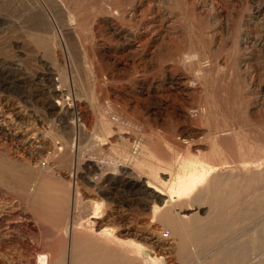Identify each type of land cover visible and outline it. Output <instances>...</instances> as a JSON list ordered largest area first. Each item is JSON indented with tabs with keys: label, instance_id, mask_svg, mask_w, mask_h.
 <instances>
[{
	"label": "rangeland",
	"instance_id": "obj_1",
	"mask_svg": "<svg viewBox=\"0 0 264 264\" xmlns=\"http://www.w3.org/2000/svg\"><path fill=\"white\" fill-rule=\"evenodd\" d=\"M1 171L0 264H264V0H0Z\"/></svg>",
	"mask_w": 264,
	"mask_h": 264
},
{
	"label": "bare ground",
	"instance_id": "obj_2",
	"mask_svg": "<svg viewBox=\"0 0 264 264\" xmlns=\"http://www.w3.org/2000/svg\"><path fill=\"white\" fill-rule=\"evenodd\" d=\"M1 172H0V182L2 183V182H4V180H6V177H5L6 174H3L4 171L2 173ZM11 177H13V176H11ZM202 178H203V174H200V175L198 174L196 176L194 174V175H190V177L188 178V180L185 178L186 179L185 181H180L179 182L178 191L176 190L175 191L176 193L174 192L176 194V196L174 195L175 198H177V200H179L182 197L189 195V193L191 192V190L194 187H196L198 183H200L202 181ZM25 182H27L26 179L21 180L20 183H18L19 189L24 190V188L26 186V183ZM177 183H178V180H177ZM48 185L49 184H47V183H42L39 186H37L36 188H33V191L34 192L33 191L32 192L34 194L33 195L31 194V203H32L31 206H32V208L34 206L39 207L40 208L39 210H41V208H43L45 210V213L46 212H50V214H54V212H55V202H56L54 199H56V198H52L51 197L52 195L51 196L49 195L48 192L51 191V188H50V185L49 186ZM143 187L145 189L149 190L148 193H147V196L150 198V202L152 200L151 203L154 204V207L153 208H155L156 203H157L155 201H161V202H164L165 201L164 200V197H167L168 192L165 191L163 188H161L162 186L159 187V186L155 185L154 182L151 183V181H150V182H145L143 184ZM169 189L168 190L172 192V188H169ZM202 192H203V190H202ZM202 192H198V191L195 192V195L193 196V199L195 201H202L204 199L209 200L208 198L210 197L211 198V201L209 200L211 202V207L210 208H212L214 210L215 215L217 217H219V215H220L219 214V210L221 209V206H219L218 203H216L215 200H214V198H218V196H214V195H213V197L210 196V195L205 196ZM47 194H48V196H47ZM174 196L170 195L169 196V199L172 200V198ZM29 197H27V198H29ZM98 208L99 207L96 206L95 209H94L95 211L92 212L89 215V218L90 219H98L100 217V216H98V212H97L98 211L97 210ZM62 209H64V208H62ZM180 209H182V208H180ZM169 210H171V209H169ZM169 210H165V211L163 210V213H162L163 214L162 215V218L163 219H162V221L170 228V231L172 233H176V234L179 233L180 235H182V240H183L185 238V237H183L184 233L189 232L188 231L189 230L188 229L189 226H186L181 221V219L172 217L171 214H170V212H169ZM181 212L182 211H180V213ZM229 220H234V213H231V215L229 217ZM63 222H62V224H63ZM59 228H60V226H59ZM209 229H210V225H204L203 228L200 229V231H208ZM200 231H198V232L196 231V233H192L190 235L191 236V239L190 240H194V239H197V240L199 239L200 240V238L202 239V237H201L202 235H201V232ZM105 233H107V232H105ZM183 247H184V243H180L179 250L184 249ZM92 249H94V250H91L90 249L89 250L90 252L87 251V253L89 252L88 253L89 255L87 256V262H86L87 264H121L122 263V260H120L118 257H115L113 255V253H111V252L100 251V250L95 249V247L92 248ZM39 258L42 259L41 264H45V256L43 254H39ZM77 261L79 262V261H81V259H77ZM82 261H81V263H82Z\"/></svg>",
	"mask_w": 264,
	"mask_h": 264
}]
</instances>
